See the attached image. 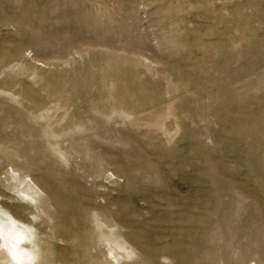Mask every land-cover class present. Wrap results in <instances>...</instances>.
Returning <instances> with one entry per match:
<instances>
[{
  "label": "rangeland",
  "instance_id": "obj_1",
  "mask_svg": "<svg viewBox=\"0 0 264 264\" xmlns=\"http://www.w3.org/2000/svg\"><path fill=\"white\" fill-rule=\"evenodd\" d=\"M9 168L37 264H264V0H0Z\"/></svg>",
  "mask_w": 264,
  "mask_h": 264
},
{
  "label": "bare ground",
  "instance_id": "obj_2",
  "mask_svg": "<svg viewBox=\"0 0 264 264\" xmlns=\"http://www.w3.org/2000/svg\"><path fill=\"white\" fill-rule=\"evenodd\" d=\"M37 66H42L37 63ZM6 180L7 185L14 189L18 199L25 205H36L37 197L42 195L39 186L28 175H21L12 168L6 169L0 175V184ZM6 189V187H5ZM1 190H3L1 188ZM6 196V190L2 191ZM2 195V196H3ZM2 201V200H1ZM12 202L5 199L3 205ZM27 214V210H23ZM106 260L112 264H119L120 259L125 257V252L120 247L107 243ZM0 251L3 253L6 264H37L36 246L31 234V229L21 220L7 213L0 212Z\"/></svg>",
  "mask_w": 264,
  "mask_h": 264
}]
</instances>
